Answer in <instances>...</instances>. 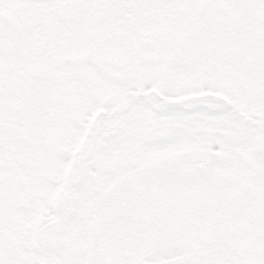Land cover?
<instances>
[{
  "label": "snow or ice",
  "instance_id": "snow-or-ice-1",
  "mask_svg": "<svg viewBox=\"0 0 264 264\" xmlns=\"http://www.w3.org/2000/svg\"><path fill=\"white\" fill-rule=\"evenodd\" d=\"M0 264H264V0H0Z\"/></svg>",
  "mask_w": 264,
  "mask_h": 264
}]
</instances>
